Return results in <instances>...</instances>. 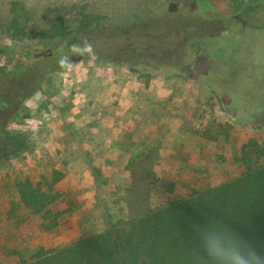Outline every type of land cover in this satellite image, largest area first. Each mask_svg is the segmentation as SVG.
Segmentation results:
<instances>
[{
    "label": "rangeland",
    "instance_id": "rangeland-1",
    "mask_svg": "<svg viewBox=\"0 0 264 264\" xmlns=\"http://www.w3.org/2000/svg\"><path fill=\"white\" fill-rule=\"evenodd\" d=\"M248 1L0 0V48L18 50L0 54V66L13 70L30 64L33 60L19 53L43 50L37 34L63 13L73 24L85 10L105 14L109 23L123 24L177 8L206 16L238 15ZM14 18L26 26L27 35L13 34L9 26ZM197 46L200 53L192 67L150 69L144 78L168 92L163 111L166 140L149 141L146 157L136 153L131 158L123 172L128 180L125 189H82L81 184L100 183L98 173L85 182L80 176L88 167L85 161L92 159L93 143L74 133L77 126L67 121L58 125L60 118L67 119L66 110L60 117L44 114L42 91L24 101L7 131L23 133L32 147L0 166V264H18L40 247H62L109 228L125 238L144 211L243 173L245 167L237 159L242 145L256 139L264 146V13L245 15L232 29L211 34ZM102 60L90 58L66 66ZM258 157L257 162L264 163V155ZM53 172L64 176L50 186ZM27 177L43 189L50 187L54 198L49 207L52 214L58 213L53 228L46 227L52 214L46 218L21 201L18 184ZM140 264H147L146 259Z\"/></svg>",
    "mask_w": 264,
    "mask_h": 264
},
{
    "label": "trees",
    "instance_id": "trees-1",
    "mask_svg": "<svg viewBox=\"0 0 264 264\" xmlns=\"http://www.w3.org/2000/svg\"><path fill=\"white\" fill-rule=\"evenodd\" d=\"M264 13V0L248 1L235 15L206 16L177 8L162 14L137 17L126 23H109L106 15L91 10L81 11L76 24L67 13L43 28L38 35L44 49L21 50L19 55L33 60L13 70L0 66V166L29 151L31 142L23 133L7 131L9 121L24 101L42 90L47 75L69 63L87 59H104L132 65L140 72L188 64L200 53L198 43L208 36L232 29L238 19ZM13 34H28L26 26L14 18L9 26ZM85 41L91 52L80 51ZM198 41V42H196ZM204 46V43H201ZM17 49L0 48V54ZM61 61H64L62 64ZM152 73V72H151ZM264 146L256 139L246 141L237 159L245 169L241 175L208 189H193L181 198L144 211L124 238L117 230L82 237L62 247H40L18 264H192L191 255L197 244L191 226L207 224L223 229L231 226L254 243L264 244ZM50 186L63 178L59 173ZM21 201L33 212L52 214L54 198L49 188L43 189L31 178L18 184ZM58 213L47 221V229L56 225ZM200 264H209L201 257Z\"/></svg>",
    "mask_w": 264,
    "mask_h": 264
},
{
    "label": "crops",
    "instance_id": "crops-1",
    "mask_svg": "<svg viewBox=\"0 0 264 264\" xmlns=\"http://www.w3.org/2000/svg\"><path fill=\"white\" fill-rule=\"evenodd\" d=\"M89 63L70 64L47 75L41 90L43 112L60 117L66 110L67 119L60 118L58 125L67 121L77 126L74 133L93 143L89 151L92 159L85 161L88 167L80 176L85 182L98 173L100 183L81 184L82 189H125L128 180L123 172L131 158L136 153L146 157L149 141L166 140L163 111L168 92L144 82L148 74L126 64L107 60ZM171 123L174 132L175 120ZM44 125L48 127L47 122Z\"/></svg>",
    "mask_w": 264,
    "mask_h": 264
},
{
    "label": "clouds",
    "instance_id": "clouds-1",
    "mask_svg": "<svg viewBox=\"0 0 264 264\" xmlns=\"http://www.w3.org/2000/svg\"><path fill=\"white\" fill-rule=\"evenodd\" d=\"M77 50L92 49L85 41L83 48ZM191 228L197 244V252L191 255L192 264H200L201 257L207 258L209 264H264V244L254 243L231 226L216 229L194 223Z\"/></svg>",
    "mask_w": 264,
    "mask_h": 264
}]
</instances>
